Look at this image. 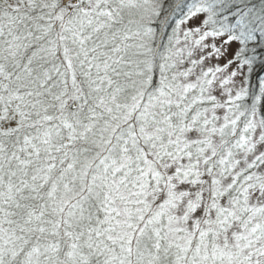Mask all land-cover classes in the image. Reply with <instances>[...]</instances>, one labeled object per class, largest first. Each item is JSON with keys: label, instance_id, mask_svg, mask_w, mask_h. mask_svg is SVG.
Returning a JSON list of instances; mask_svg holds the SVG:
<instances>
[{"label": "snow or ice", "instance_id": "obj_1", "mask_svg": "<svg viewBox=\"0 0 264 264\" xmlns=\"http://www.w3.org/2000/svg\"><path fill=\"white\" fill-rule=\"evenodd\" d=\"M0 264H264V0H0Z\"/></svg>", "mask_w": 264, "mask_h": 264}]
</instances>
